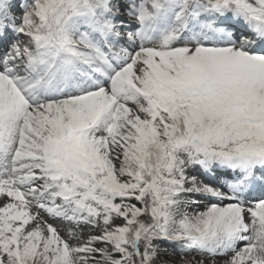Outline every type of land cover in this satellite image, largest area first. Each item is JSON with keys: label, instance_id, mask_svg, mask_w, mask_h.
Segmentation results:
<instances>
[{"label": "snow or ice", "instance_id": "snow-or-ice-1", "mask_svg": "<svg viewBox=\"0 0 264 264\" xmlns=\"http://www.w3.org/2000/svg\"><path fill=\"white\" fill-rule=\"evenodd\" d=\"M122 11L139 50L118 43ZM9 41L0 264H154L157 240L264 264V199H241L264 187V47L252 50L264 46V0H0ZM196 166L238 175L225 192L189 176ZM192 194L232 203L182 212ZM33 208L101 232L73 247Z\"/></svg>", "mask_w": 264, "mask_h": 264}, {"label": "rangeland", "instance_id": "rangeland-1", "mask_svg": "<svg viewBox=\"0 0 264 264\" xmlns=\"http://www.w3.org/2000/svg\"><path fill=\"white\" fill-rule=\"evenodd\" d=\"M17 19L20 18V13L15 14ZM120 19L129 22L128 25L132 24V26H126L123 29H121V39L123 43H125L126 47L130 48V50H139V40L135 44L127 40V33L129 31L138 32L139 27L136 19L134 17H130L126 12L122 11L120 15ZM133 27V28H132ZM133 29V30H132ZM12 41H9L11 43ZM159 41L157 40L155 43L148 42L145 44L147 47H156L158 46ZM8 47V44L6 45ZM3 50V49H2ZM129 107H132L135 110L134 104H129ZM117 166L119 167V161H116ZM199 167V166H198ZM202 173H201V172ZM188 175L189 176H195L197 178L198 182H202L205 184H210L213 187L221 188L223 191L227 192L228 189L225 186V184H222L224 179H220L219 183L218 181L212 182L208 178H206L205 173L203 170L199 167L198 169H194L193 167H190L188 169ZM215 178V177H214ZM186 187H191V184L186 185ZM182 199L185 201H188V203H185L181 206L180 210L182 212H188V213H198L206 211L210 206L212 205H218V206H226L229 203H232V201L228 200H218L211 197H206L202 195H184L182 196ZM241 199L243 201V205L245 208L252 207L256 202L260 200H254L250 204L248 200L243 199L241 196ZM261 199H264L261 198ZM8 202V198L4 197L3 199H0V204ZM33 212H39L40 219L43 221H46L47 223L55 225L61 236L67 240L73 247L82 245L85 243L89 237L93 235H99L101 232V227H92L91 225H73L69 224L66 221L60 220V219H54L50 217L45 211L33 208ZM251 216L246 211L245 212V222L251 224ZM117 220L115 221V223ZM31 226V225H30ZM71 232H75L76 235L72 236L70 235ZM245 235H252L251 232L246 233ZM167 246V245H166ZM164 246V248H158L157 254L154 259V264H187V262H191V264H224L225 259L230 258L234 253H229L227 257H209L204 255L203 253H200L201 255H180L175 249H169L168 247ZM244 247V242H238L237 248L242 249ZM217 259V260H216Z\"/></svg>", "mask_w": 264, "mask_h": 264}, {"label": "trees", "instance_id": "trees-1", "mask_svg": "<svg viewBox=\"0 0 264 264\" xmlns=\"http://www.w3.org/2000/svg\"><path fill=\"white\" fill-rule=\"evenodd\" d=\"M19 2V0H18ZM135 108L136 105L134 104ZM133 203H136L135 201H132ZM139 206V205H138ZM123 221L121 219H117L116 224H122ZM154 244L156 245L157 249L158 248H164V246L168 247L169 249H175L180 255H193L196 254L197 251L195 250H190V249H186L184 247L181 246V244L176 243V242H169V241H161V240H157L154 241ZM97 247H105V245L103 244H98ZM118 255V254H117ZM97 259H99V257H97Z\"/></svg>", "mask_w": 264, "mask_h": 264}, {"label": "bare ground", "instance_id": "bare-ground-1", "mask_svg": "<svg viewBox=\"0 0 264 264\" xmlns=\"http://www.w3.org/2000/svg\"><path fill=\"white\" fill-rule=\"evenodd\" d=\"M257 197H263V196H258V195H256L254 198H257ZM217 260V259H216Z\"/></svg>", "mask_w": 264, "mask_h": 264}]
</instances>
